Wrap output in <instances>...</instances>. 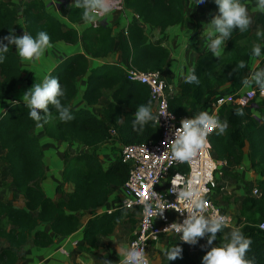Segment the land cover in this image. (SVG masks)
Listing matches in <instances>:
<instances>
[{
  "label": "trees",
  "instance_id": "16d2710c",
  "mask_svg": "<svg viewBox=\"0 0 264 264\" xmlns=\"http://www.w3.org/2000/svg\"><path fill=\"white\" fill-rule=\"evenodd\" d=\"M123 8L132 13L130 22L125 29L113 35L112 29L104 24L87 27L78 34L47 12L42 0H30L21 6L23 31L33 37L44 31L50 36L51 45L80 43L84 50V54L72 55L60 62L49 74L59 79L65 92L60 99L64 106L70 108L77 94L78 79L89 72L82 95L86 108H70L74 119L64 122L50 105V116L46 123L42 122L41 128L47 138L69 145L78 144L87 151L74 155L64 152L62 186L57 187L59 196L52 201L37 185L45 178L42 148L33 133L37 122L29 117L28 108L20 100L10 102L0 112L2 160L9 186L24 202L23 208H16L0 199V264H16L17 251L29 239L34 246L45 248L57 238L72 236L81 230L82 218L86 214L90 217L82 228L78 250L91 252L96 248L99 237L111 235L130 217V213L122 208L111 213H98L127 180L128 167L121 163L118 148L112 149L113 160L103 167L97 150L112 139L111 130L115 131V142L120 145L156 142L160 138V130L153 121L145 126L143 132L133 130L135 110L138 105L150 101L149 91L144 85L127 81L122 67L131 64L144 73L159 72L164 78L163 74L171 64L170 52L162 45V40L150 43L142 25L163 34L166 29L184 22V6L182 0H123ZM81 14L80 9L68 8L67 21L71 24L84 22ZM18 17L14 4L0 0V38L14 30ZM255 22L254 28L249 26L243 33L234 30L219 58L213 57L209 50L199 54L194 67L200 84L189 85L183 79L177 93L169 96L168 105L177 118H190L200 110L210 113L218 96H230L232 102L221 106L217 113L221 121L228 122V128L222 135L215 131L209 142L213 156L225 162L220 169L222 177L238 178L237 168L243 159V149H248L250 169L261 179L255 186L258 194L251 195L247 191L240 202L236 227L252 241L246 258L254 260L255 264H264V231L258 229V224L264 221V97H260L258 88H252L255 98L245 105L238 103L241 78L254 69L252 45L261 43L264 55V39L256 35L258 30L264 31V12L257 15ZM115 48L119 51L118 64L105 62L89 70L88 58L106 59ZM3 55L6 58L0 63V104L23 75L19 55L10 50ZM240 60H244L247 67L238 73L233 72ZM256 68H264V58ZM104 92L109 93L110 100L96 116L88 107L96 106ZM240 108H243V116L235 114ZM65 184L72 185V190L62 196ZM220 242L219 239L217 244ZM173 244L183 243L165 240V247ZM162 264L192 263L184 249L182 258L174 261L166 258Z\"/></svg>",
  "mask_w": 264,
  "mask_h": 264
},
{
  "label": "crops",
  "instance_id": "0c3cea01",
  "mask_svg": "<svg viewBox=\"0 0 264 264\" xmlns=\"http://www.w3.org/2000/svg\"><path fill=\"white\" fill-rule=\"evenodd\" d=\"M10 2L16 6L19 17L14 25V33L16 36H22L23 21L20 16L21 6L24 2L30 0H2ZM46 7V11L61 22L65 27L73 28L79 34L83 29L90 27L91 24L80 22L78 24H71L67 21L66 14L67 9L74 7L72 5L74 0H42ZM247 1L251 4L257 2ZM184 6L183 15L184 22L180 25L170 27L165 30L163 34H160L158 30H153L147 25H142L143 30L148 38V41L152 44L162 40V45L165 46L170 52V66L166 69L163 74L168 84L171 83L175 86L173 88L172 95H175L178 91V86L183 80L181 72L186 73L188 67L194 66L197 57L201 53L208 51L206 47L205 38L202 36L204 32V25L209 23L214 15L218 14V6L214 3V0H206L203 5L193 6V0H182ZM132 13L130 11L122 12L111 10L106 16L98 20L99 25L104 24L112 29L113 35H116L120 29H125L130 22ZM9 50L15 54V45H10ZM84 54V50L80 43L75 45H68L63 42H59L51 45L48 48L42 58L39 61L24 62L20 58V66L23 70L22 80L15 86L13 91L7 96V98L0 104V112H2L7 104L14 100H22V95L27 91L33 84L45 75L49 73L63 60L66 58L76 55ZM264 58L262 55L260 58H253V68L258 67L260 59ZM120 60L119 51L115 50L106 59H92L88 58L89 70L104 64L105 62L111 64H118ZM89 72L77 82V94L76 97L71 101V109L86 108L85 103L82 99V95L86 88V80ZM250 89L239 91V94L243 95ZM110 100L109 93L104 92L103 96L99 100L98 104L88 109L96 116H99L102 108ZM33 133L38 138L43 156L42 161L44 164L45 178L37 185L43 190V192L52 201H56L58 194L56 189L58 186H62L61 174L64 167L63 154L68 151L74 155L77 152H85L86 148L79 146L78 144H67L62 142H55L47 138L42 131L41 127L35 126ZM52 143V144H49ZM47 144V145H45ZM112 146L113 148H120V144L115 142V137L107 143L103 144L99 149ZM248 149H243V159L241 165L237 168L238 178L222 177L218 179V188L212 196L213 201L221 208L222 213L229 217L232 222V227L237 221V215L239 213V205L242 199L246 196V192L255 188L256 183L261 179L253 170L250 169L249 161L247 158ZM97 156L102 163L103 167H106L111 161L112 154H108L109 159L106 164L103 163L104 153L97 152ZM114 157V156H113ZM9 183V181H8ZM9 185V184H8ZM13 189V188H12ZM72 190V185H63V192L68 193ZM14 193V190H11ZM113 198L106 203V205L98 210V213L108 212L111 213L115 210L121 209L120 199L121 191L116 190L113 194ZM117 199V200H116ZM230 202L231 205L225 206V202ZM8 203L16 208H23L24 202L22 197L12 194L8 200ZM226 212V213H225ZM130 217L128 221H125L122 225L118 226L114 233L107 237H99L96 248L91 252L78 250V245L81 243L82 236L81 231L84 227L87 219L90 217L86 214L82 218L81 230L73 234L68 238H57L48 247H36L33 245L32 239H29L26 245L17 251L18 261L16 264H102L101 260L108 259L113 261V264H118L119 255L117 253L118 246L124 247L129 246L131 238L137 229L138 217L135 213L129 212ZM164 240V239H161ZM160 240V241H161ZM77 242L74 245L73 242ZM159 241V242H160ZM158 243L154 244L155 247ZM6 248V246H2ZM150 248V247H149ZM149 252V249H148ZM189 253V252H188ZM149 257V255H148ZM165 262V261H164ZM163 263V262H162ZM158 261L151 262L149 264H162Z\"/></svg>",
  "mask_w": 264,
  "mask_h": 264
},
{
  "label": "clouds",
  "instance_id": "9594fccd",
  "mask_svg": "<svg viewBox=\"0 0 264 264\" xmlns=\"http://www.w3.org/2000/svg\"><path fill=\"white\" fill-rule=\"evenodd\" d=\"M205 2L206 0H193V6L203 5ZM214 3L218 6V14L214 15L210 22L204 25L202 36L205 38L206 47L213 57L219 58L226 42L232 37L233 31L237 29L241 33L247 31L252 21L246 5L241 0H214ZM72 5L82 10L81 19L87 24L96 23L98 17L106 16L111 11L110 0H74ZM256 9L264 12V0H257ZM256 35L258 38L264 39V31L258 30ZM10 45H15L16 52L24 62L39 61L45 51L51 47L50 36L44 31L38 32L33 37L25 31L22 36H16L14 30H9V35L0 38V63L4 62L6 57L3 54L9 52ZM261 48V43H254L251 56L260 58L262 55ZM246 67V62L240 60L236 63L233 72L238 73ZM181 75L186 84H200L194 66L188 67L186 73L182 71ZM252 88H258L259 93L264 95V68H254L248 76L241 78V91ZM248 94L251 96L255 93L249 92ZM64 96L65 92L59 79L49 74L43 76L39 81L36 78L33 86L23 93L22 100L29 110V117L37 122V127H43L42 122L46 123L50 116V105L58 113L61 121L67 122L74 119L70 108L62 104L60 98ZM235 114L243 116V108L237 109ZM159 117L153 114L151 101L147 104H140L134 113L133 130L143 132L149 122L159 121ZM227 128V121H221L215 113L210 114L207 110H200L190 118H181L180 127L173 131L174 138H170L164 143L172 159L190 162L197 152L206 146L207 136L210 132L217 131L218 135H222ZM171 183L173 187L169 190L178 193L177 202L186 203L185 212L187 216L182 222H173L165 227L164 232L174 231L178 233L179 240L189 245H196L199 239L207 237V244L201 246L202 249H207L202 257V264H255L254 260L246 258L252 241L238 227H233L223 241L214 244L217 240V233H220L227 226L226 218L219 213H213L209 216L204 214L205 209L209 206L208 202L200 199L199 191L193 182L189 181L184 188L177 186L175 178ZM153 198L155 199V208L158 210L156 216L158 214L163 216L165 209H169V207L165 206V203L159 199V195L154 191L150 193L149 197L141 200L145 213L149 216L153 214V203L149 202ZM168 205L174 206V204L169 203ZM176 211L179 212V210ZM144 242L145 237L141 236L139 240L132 242L129 246H118V264H149ZM160 251L168 261L182 258L183 249L177 244L163 247ZM101 261L102 264H113V261L108 259Z\"/></svg>",
  "mask_w": 264,
  "mask_h": 264
},
{
  "label": "built area",
  "instance_id": "2783aa9c",
  "mask_svg": "<svg viewBox=\"0 0 264 264\" xmlns=\"http://www.w3.org/2000/svg\"><path fill=\"white\" fill-rule=\"evenodd\" d=\"M110 6L111 10L119 12L124 10L123 0H110ZM103 17H98L97 22L91 24V27H98V20ZM122 69L127 81L139 83L148 89L153 114L157 117L160 116L159 121H153L160 130V138L156 142L120 145L119 148L121 163L128 167L127 180L120 188V207L128 212L135 213L138 217L137 229L129 245L139 240L141 236L145 237L144 247L149 260V246L158 243L161 239L178 240L180 243L186 244L179 240L178 233L163 231L171 223L182 222L187 216L185 212L186 203L177 202L178 193L169 190L173 187L171 183L173 178L176 179L179 188L186 187L189 181L193 182L199 191L200 199L208 202L209 206L205 209L204 214L209 216L213 213H219L226 218V227L232 225L231 219L222 213L221 208L212 199L218 188V179L222 176L220 169L225 166V162L218 161L212 154L209 138L215 131L208 134L206 146L197 152L190 162H180L172 159L164 142L174 138L173 131L175 128L180 127L181 118H177L169 110L168 98L172 96L169 84L159 72L144 73L131 64L123 66ZM249 92H254V89L246 91L243 95L239 94V104L245 105L255 98V94L250 96ZM260 97H264V95L260 94ZM231 102L232 100L228 95L218 96L211 105L210 114L215 113L217 115L221 106ZM110 135L114 138L116 136L115 131L111 130ZM152 191L156 192L159 199L165 203V206L169 207V209H165L163 216L160 214L156 216L158 210L155 208L154 198L149 201L153 203V214L149 216L144 211L141 200L149 197ZM257 194L258 190L254 188L252 195ZM168 203L174 204V206L168 205ZM261 225H264V221L258 224V229L264 231V227H261ZM73 244L77 245V242L75 241Z\"/></svg>",
  "mask_w": 264,
  "mask_h": 264
},
{
  "label": "rangeland",
  "instance_id": "374dc122",
  "mask_svg": "<svg viewBox=\"0 0 264 264\" xmlns=\"http://www.w3.org/2000/svg\"><path fill=\"white\" fill-rule=\"evenodd\" d=\"M241 2L246 5L248 15L252 21L250 24V27L254 28L256 26V22H255L256 17L258 14H260L262 12H260L256 9L257 2L254 4H251V3L244 1V0H241ZM169 86L171 88V91L173 92V88L175 89V86H173L171 83H169ZM49 144H52V143H49ZM45 145H47V144H45ZM111 148H112V146L97 150L99 155L101 152L104 153V160H103L104 164H106L109 160L107 158L108 154L113 155ZM110 159H111L110 161H112L113 156ZM219 179L220 180L223 179L222 176H220ZM8 181H9V177L7 175V172L5 171V165H4L3 160H2V153L0 151V199L3 202H7V203H8L9 198L11 197V195L14 194L11 191L13 189L8 185L9 184ZM46 195H49V194H46ZM229 205H231V203L226 201L225 206H229ZM231 227H232V225L229 227H224L220 233H217V240L214 242V244H217L219 239L221 241H223L224 238L231 231V229H232ZM233 227H235V225H233ZM206 244H207V237L199 239V241L196 245H189L186 243V244H179V246L183 250L185 249L186 251L189 252L192 264H202V257H203V255H205V252L207 249H202L201 246L206 245ZM149 247L150 248H148L149 249L148 255H149V259L151 262L158 261L159 263H162L166 260V257L164 256V254L160 251L161 248L165 247V239L161 240L157 247H155L154 244H151Z\"/></svg>",
  "mask_w": 264,
  "mask_h": 264
},
{
  "label": "water",
  "instance_id": "95a60500",
  "mask_svg": "<svg viewBox=\"0 0 264 264\" xmlns=\"http://www.w3.org/2000/svg\"><path fill=\"white\" fill-rule=\"evenodd\" d=\"M252 107H255V105L253 104Z\"/></svg>",
  "mask_w": 264,
  "mask_h": 264
}]
</instances>
